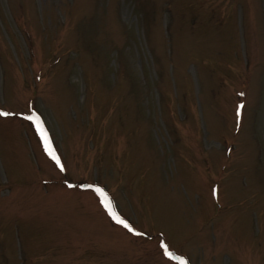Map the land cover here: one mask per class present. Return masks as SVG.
<instances>
[{
    "label": "rangeland",
    "instance_id": "1",
    "mask_svg": "<svg viewBox=\"0 0 264 264\" xmlns=\"http://www.w3.org/2000/svg\"><path fill=\"white\" fill-rule=\"evenodd\" d=\"M0 111V264H264V0H0Z\"/></svg>",
    "mask_w": 264,
    "mask_h": 264
},
{
    "label": "snow or ice",
    "instance_id": "2",
    "mask_svg": "<svg viewBox=\"0 0 264 264\" xmlns=\"http://www.w3.org/2000/svg\"><path fill=\"white\" fill-rule=\"evenodd\" d=\"M9 113L0 111V116L7 117ZM23 120L29 121L30 124L35 126L37 134L41 137L44 146H45V151L47 155L51 158V160L55 163V165L60 169L61 172L65 171L64 166L62 165L60 158L57 156L55 151L51 147V141L48 138V134L45 130L44 123L41 119V117L36 114L35 112H32L29 115H25L22 117ZM69 187H72L70 184ZM92 191L96 192L100 197H101V203L104 205L106 208L108 214L112 217V219L119 225H121L123 228L127 229L128 232L132 233L133 235H140L139 232H137L128 222L125 220L121 219L119 216H117L113 211L110 206V202L107 199L106 194L103 192L102 189L98 187H93L91 185L88 186ZM160 247L163 249V255L168 259V260H173V259H179L178 257H175L173 253H171L168 250V246L164 243L160 244ZM180 264H186L185 261L181 260Z\"/></svg>",
    "mask_w": 264,
    "mask_h": 264
}]
</instances>
